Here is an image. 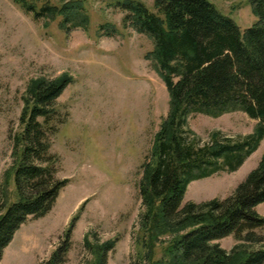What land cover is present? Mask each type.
<instances>
[{
	"label": "trees",
	"instance_id": "trees-1",
	"mask_svg": "<svg viewBox=\"0 0 264 264\" xmlns=\"http://www.w3.org/2000/svg\"><path fill=\"white\" fill-rule=\"evenodd\" d=\"M12 1L44 26L57 20L64 33L89 24L84 0ZM249 4L257 20L240 31L208 0H153L152 11L139 0L112 3L125 13L123 27L151 38L152 49L143 58L168 94L167 114L139 167L132 264H264V217L255 211L264 203V155L229 197L184 202L190 182L236 171L264 139V0ZM100 30L116 32L109 24ZM72 81L62 74L34 78L26 86L21 130L11 137L12 161L0 180V262L20 226L29 217L45 216L69 182L57 177L50 138L65 120L57 99ZM233 112L257 121L250 135L222 138L213 132L204 145L190 138L191 116ZM74 222L39 264H65ZM229 236L235 245L227 252L218 242ZM116 240L89 244L91 264H107Z\"/></svg>",
	"mask_w": 264,
	"mask_h": 264
},
{
	"label": "rangeland",
	"instance_id": "rangeland-1",
	"mask_svg": "<svg viewBox=\"0 0 264 264\" xmlns=\"http://www.w3.org/2000/svg\"><path fill=\"white\" fill-rule=\"evenodd\" d=\"M89 24L64 33L58 21H34L12 0H0V180L11 164V137L21 130L19 117L31 79L72 77L57 99L65 118L50 138L57 177L68 179L52 209L29 217L4 248L0 264H39L49 259L74 219L72 246L65 264H91L89 244L116 240L107 264H132L131 230L141 201L140 166L168 110V94L144 54L152 49L148 35L123 27L124 12L112 7L118 0H84ZM153 10V0H139ZM231 18L240 31L256 17L249 0H208ZM112 25L109 36L100 26ZM257 121L243 112L218 118L194 115L188 129L199 145L210 135L239 138L250 135ZM264 155V139L234 172L195 180L184 202H207L229 197ZM264 217V203L255 207ZM87 239V241H85ZM88 242V243H86ZM230 252L231 236L218 242Z\"/></svg>",
	"mask_w": 264,
	"mask_h": 264
},
{
	"label": "crops",
	"instance_id": "crops-1",
	"mask_svg": "<svg viewBox=\"0 0 264 264\" xmlns=\"http://www.w3.org/2000/svg\"><path fill=\"white\" fill-rule=\"evenodd\" d=\"M258 206V205H257Z\"/></svg>",
	"mask_w": 264,
	"mask_h": 264
}]
</instances>
